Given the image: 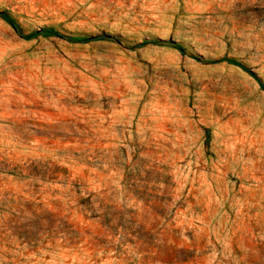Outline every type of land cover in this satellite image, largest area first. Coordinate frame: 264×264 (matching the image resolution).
<instances>
[{
    "label": "rangeland",
    "instance_id": "374dc122",
    "mask_svg": "<svg viewBox=\"0 0 264 264\" xmlns=\"http://www.w3.org/2000/svg\"><path fill=\"white\" fill-rule=\"evenodd\" d=\"M0 12V264H264V0Z\"/></svg>",
    "mask_w": 264,
    "mask_h": 264
},
{
    "label": "trees",
    "instance_id": "16d2710c",
    "mask_svg": "<svg viewBox=\"0 0 264 264\" xmlns=\"http://www.w3.org/2000/svg\"><path fill=\"white\" fill-rule=\"evenodd\" d=\"M0 18H2L3 20H5L10 26H12L17 32L19 31V26L17 25V23L6 13V12H0ZM39 33H42L43 35L47 36V37H62V35L54 30V29H41L40 31H38ZM78 42H87L89 40H91V38H86V39H75ZM160 43H162V41H160ZM163 43H169L173 48L179 50L181 53L185 54V50L177 43L174 42H163ZM230 64L235 65L237 67H240L241 69H243L246 72H249L252 76H254L257 80V76L252 73L248 68H246L244 65H242L241 63L234 61V60H227ZM259 81V80H258ZM261 88L264 90V85L262 82H260Z\"/></svg>",
    "mask_w": 264,
    "mask_h": 264
}]
</instances>
